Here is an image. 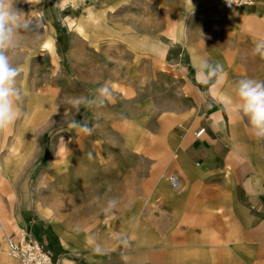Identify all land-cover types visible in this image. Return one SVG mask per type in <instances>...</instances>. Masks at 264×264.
I'll return each mask as SVG.
<instances>
[{"label":"crops","instance_id":"obj_1","mask_svg":"<svg viewBox=\"0 0 264 264\" xmlns=\"http://www.w3.org/2000/svg\"><path fill=\"white\" fill-rule=\"evenodd\" d=\"M112 1L111 7L119 8V30L130 39L123 46L131 71L126 89L172 97L175 66L182 90L191 97V110L182 119L186 125L175 126L180 117L163 106L167 113L161 118L171 122L168 132L146 142V152L138 151L141 145L118 158L124 160V182L114 186L115 193L130 198L123 206V236L112 239L110 232L96 228L70 232L58 222L55 236L48 235L39 206L35 218L21 226L61 264L263 262L264 167L258 162L261 152L241 150L254 142L245 119L237 115L233 89L243 78L264 80V58L253 54L255 43L264 40V0L235 9L222 0H191L192 12L189 0ZM139 31L132 40L131 33ZM201 59L220 65L222 73L207 81L198 77ZM185 64L189 72L181 70ZM201 127L204 133L196 136ZM160 144L165 151L155 152ZM170 173L178 179L176 186L165 176Z\"/></svg>","mask_w":264,"mask_h":264},{"label":"rangeland","instance_id":"obj_2","mask_svg":"<svg viewBox=\"0 0 264 264\" xmlns=\"http://www.w3.org/2000/svg\"><path fill=\"white\" fill-rule=\"evenodd\" d=\"M111 1L64 0L59 4V0H18L16 4L25 16L40 18L42 23L38 34L19 51L16 67L22 116L12 127L0 131V264H10L6 254L7 239L20 228L28 231L21 224L25 225L23 223L30 216L35 218L33 213L39 202L52 213L49 218L39 215L46 225L49 224L45 228L48 235L55 236L53 232L58 222L66 225L70 232L69 229L74 228H96V231L110 232L112 239L123 236V206L130 198L115 193L113 199L117 205L111 211L105 212L109 201H90L80 207L81 213H69L68 217L65 204L72 188L62 185L67 170L76 169L77 181L80 180L77 193H81V178H86L92 185L86 187L85 194L95 192L102 184L97 190L99 193L102 188L117 186L115 184L122 179L120 173L124 160L118 158L122 157L121 153L136 150L128 146L127 135L135 136L134 140L142 145L138 151L146 152V142L168 132L166 124L171 122L167 120L164 124L161 118L167 113L161 103H164L165 94L146 97L142 88L136 95L126 89L131 71L125 57L127 49L123 46L130 45L125 43L130 39L119 30V8L117 4L111 7ZM177 27L181 32L180 21ZM136 34L141 35V32H132V40ZM175 51L180 52V49ZM184 68L181 70L189 72L190 65L185 64ZM172 69L176 83L174 94L170 95L177 102L185 101L184 113L188 115L191 97L182 90L185 87L178 79L180 70L175 66ZM162 70L167 71V66ZM105 83L110 85L114 101L91 110L82 107L75 117L90 127L94 125L92 134L69 130L65 123L69 98L94 97L96 90ZM181 91L184 93L180 94ZM176 114L180 118L174 119L175 126L183 124L185 127L187 121L182 120V112L179 110ZM243 118L250 130L247 118ZM50 122L51 131H48ZM23 133L27 134L26 139ZM252 140L257 152L264 154V139L258 140L252 135ZM96 141H99L98 145L93 146ZM57 148L67 149L68 153L62 156L63 164L55 169L61 161L53 159ZM161 151H165L162 144L155 152ZM261 153L258 162L264 167ZM5 160L12 161L13 166L4 167Z\"/></svg>","mask_w":264,"mask_h":264},{"label":"clouds","instance_id":"obj_3","mask_svg":"<svg viewBox=\"0 0 264 264\" xmlns=\"http://www.w3.org/2000/svg\"><path fill=\"white\" fill-rule=\"evenodd\" d=\"M18 0H0V131L12 127L22 116L21 93L17 85L19 76L16 67L21 47L38 34L42 20L25 16L17 9ZM29 2V0H26ZM190 3V11L194 6ZM231 4L232 0H228ZM183 25V22H182ZM184 27V26H183ZM253 54L264 58V40L255 43ZM222 73L220 65H212L207 59H201L197 67V75L204 81ZM237 97L236 112L247 118L251 134L258 140L264 139V81L254 78L240 79L234 85ZM114 101L110 85L105 83L96 90L94 97L78 96L68 100L69 107L65 111V123L69 130L91 135L95 126H89L75 119L80 108L93 109L102 107L106 102ZM50 122L48 131H51ZM117 205L112 199L108 202L105 212ZM126 243V241H125Z\"/></svg>","mask_w":264,"mask_h":264},{"label":"bare ground","instance_id":"obj_4","mask_svg":"<svg viewBox=\"0 0 264 264\" xmlns=\"http://www.w3.org/2000/svg\"><path fill=\"white\" fill-rule=\"evenodd\" d=\"M63 1L64 0H59V4H63ZM117 1H119V0H117ZM92 8H94V7H90L89 9H92ZM104 30H106L107 32H109L108 29H104ZM106 31L97 30V32H105V33H106ZM75 43H77V41ZM261 81H264V80H261ZM164 98L166 100H164V103L163 102H161V103H162V106L164 105L165 110L170 109L172 111V115L175 113L174 116L176 115V117H179V114H176V113L177 112L179 113V110H180L182 112V114L185 116V113H184L185 106H184L183 103L177 102L176 100L172 99V97H170V96H165ZM170 119H172V116L170 117ZM164 120H167V117ZM27 137H28L27 134H24V139H26ZM134 139H136L135 136H132V135L129 136V135H127V140L129 142L128 143V146L129 147H132V148H134L136 146L138 148L141 145V142L140 141H136ZM239 140L242 141L243 139L240 138ZM98 142L99 141H96L93 144V146H97L98 145ZM241 150H245V151H250V152L257 153V149L255 147L249 146V145L246 146V147H244V148H242ZM55 153H56V156L53 159H60V160L62 159L63 160L64 157L62 158V156L63 155H67L68 150L67 149H63V148H57L55 150ZM96 154L99 155L100 153H96ZM62 160L60 161V163L58 165L56 164L55 169H58L59 166H61L63 164ZM5 166L12 167L13 166V162L12 161H8V160L7 161L5 160L4 161V167ZM67 173H68L67 174V177L63 180L62 185H67V186H69V187H71L73 189V190L71 189V191H70L71 193H70V196H69L70 198L68 199L67 203L65 204L66 205V208H67V209L65 208V211L67 212L68 217H69V213L71 215L81 213L82 209H80V207L82 205H84L85 203H87V202H90V201L103 202V201H110V200H112V198H113V196L115 194V189H114V186L113 185L110 186L107 189L102 188V190L98 193L97 190L100 189V187L102 185L101 184V185H98L96 187V191L95 192L88 191L85 194L84 192H85L86 187L87 188H90V187H92V185L88 184L86 178H85V180H84V178H81V186H80L81 187V190H80L81 193H77V187L80 185V180L77 181L76 169L67 170ZM37 205L40 207L39 214L42 217L49 218L51 216L50 215V214H52L51 211L48 210V209H45L44 206L40 204V202ZM76 210H78L77 213H74ZM84 210H89V209H84ZM6 254H7V249H6ZM9 257H7V258L10 259L9 261H11V262L12 261L13 262L14 261L15 262L18 261L15 258H12V257L9 258ZM17 264H19V263L17 262Z\"/></svg>","mask_w":264,"mask_h":264},{"label":"built area","instance_id":"obj_5","mask_svg":"<svg viewBox=\"0 0 264 264\" xmlns=\"http://www.w3.org/2000/svg\"><path fill=\"white\" fill-rule=\"evenodd\" d=\"M255 0H222L228 9H235L239 6L253 3ZM204 129H198L195 134L198 136ZM167 179L173 186L178 184L175 175H167ZM7 254L18 260L19 264H61L58 258L52 256L42 244L27 230L20 228L7 239Z\"/></svg>","mask_w":264,"mask_h":264}]
</instances>
